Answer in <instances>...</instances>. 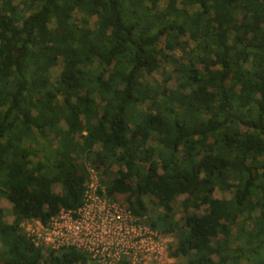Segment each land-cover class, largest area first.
Masks as SVG:
<instances>
[{"label": "trees", "instance_id": "16d2710c", "mask_svg": "<svg viewBox=\"0 0 264 264\" xmlns=\"http://www.w3.org/2000/svg\"><path fill=\"white\" fill-rule=\"evenodd\" d=\"M92 170L170 257L264 264V0H0V264L93 261L24 227Z\"/></svg>", "mask_w": 264, "mask_h": 264}, {"label": "rangeland", "instance_id": "374dc122", "mask_svg": "<svg viewBox=\"0 0 264 264\" xmlns=\"http://www.w3.org/2000/svg\"><path fill=\"white\" fill-rule=\"evenodd\" d=\"M74 20L79 22L81 20V14L76 13ZM179 54L180 52L178 55ZM62 68L63 61L60 60L58 65L52 70L55 78L58 76ZM166 69L168 72L171 71V67L169 66H167ZM146 79L155 83L156 81L162 80V74L157 72L147 75ZM172 85L174 86V82ZM153 144L156 145V143ZM113 169L116 171L117 167H113ZM93 173L90 176L89 184L96 187L99 185V173L96 171ZM56 190H59V187H56ZM94 193L93 190H90V195L92 196L90 201L92 204L90 208L84 212V221L88 223V225L87 223H84V226H87L95 234L102 237L106 243H113L112 240L116 239L121 241L125 238L126 247H132L137 255L136 260L132 259V262L130 260L127 264H133L134 262L135 264H184V259H174L169 255L168 247L173 242V237L160 234L157 239H152L151 229L148 227L146 221L132 217L126 213L128 212L124 203L126 195H117L116 198L98 199ZM215 196L218 198H229L231 192L223 193L217 190ZM148 206L151 209L153 208L150 199H148ZM0 208L5 212V221L11 223L13 221L11 212L12 203L5 197H2L0 198ZM117 215L120 216L119 220L116 217ZM182 215L183 213L179 211L178 216L181 217ZM88 264L98 263L97 261L91 260Z\"/></svg>", "mask_w": 264, "mask_h": 264}, {"label": "built area", "instance_id": "2783aa9c", "mask_svg": "<svg viewBox=\"0 0 264 264\" xmlns=\"http://www.w3.org/2000/svg\"><path fill=\"white\" fill-rule=\"evenodd\" d=\"M93 172L92 170V173ZM89 182L87 183L89 189L86 193V200L82 207L73 211L62 209L60 214L52 218L48 225H44L39 220L26 221L24 227L28 236L36 244L45 245L55 250H59L62 247L73 246L88 253L93 260L100 264H122V261H125L127 264L130 260L132 262V259L136 260V253L133 251L132 247H126L125 238L121 241L116 239L112 240L113 243H106L102 237L95 234L87 226H84V223H87L84 221V212L90 208L92 204L90 201V199H92L90 190L95 192L94 194L98 199L108 198L107 196L98 194L99 185L93 187ZM126 213L130 215L129 212ZM116 217L118 220L120 219L119 215ZM151 234L152 239H157L160 235L153 230H151ZM133 264H135V262Z\"/></svg>", "mask_w": 264, "mask_h": 264}]
</instances>
